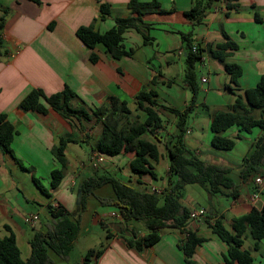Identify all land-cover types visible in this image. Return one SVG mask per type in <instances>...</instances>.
Masks as SVG:
<instances>
[{
  "label": "crops",
  "instance_id": "obj_1",
  "mask_svg": "<svg viewBox=\"0 0 264 264\" xmlns=\"http://www.w3.org/2000/svg\"><path fill=\"white\" fill-rule=\"evenodd\" d=\"M157 1L163 12L143 16L147 39L133 28L126 29L122 42L132 52L115 58L102 44L89 48L77 36V29L84 25H93L100 32L111 29L116 17L130 15L129 0H0V21L4 18L0 23L4 47L0 56V113L7 114L16 132L11 143L12 153L0 148V235L7 234L4 224L11 226L23 259L31 254L30 239L35 232L53 227L49 214L45 225L35 228L40 211L48 210L51 204L76 214L80 195L77 185L85 177L109 174L140 189L167 188L169 158L165 144L177 131L178 113L186 110L192 98L185 82L189 41L201 50L195 66L200 91L189 111L184 142L196 156L231 168L239 195L236 198L211 196L203 188L199 190L198 184H189L209 201L206 207L185 186L182 202L190 212L200 207L207 211L204 216L188 220L186 229L204 238L195 247L190 261L179 246L185 235L180 229L163 227L155 243L138 248L132 242L142 240L148 233L144 223L116 215L119 222L108 229L106 246L100 255L91 256V262L223 264L228 245L214 232V220L221 219L232 230L233 218L246 214L252 205L264 204V182L257 183L256 176L242 182L239 175L243 156L259 129L240 133L232 150L211 145L212 115L233 104L236 94L254 87L264 74V0H239V6L229 11L224 0H214L198 23L186 13L197 2L206 0ZM102 4L109 7L108 14H103ZM183 34L188 35L187 40ZM226 42L233 46L223 51L225 61L242 68L236 83L231 81L224 62L211 53L218 49V44ZM92 51L99 57L95 62L90 59ZM65 86L77 95L71 100L75 107L95 109L105 104L109 96H116L127 102L132 119L139 121L145 120L146 113L138 109L137 95L143 90L156 92L157 105L153 108L162 118V126L153 134L145 135L158 145L160 152L157 160L151 159L155 178L132 171L134 152L114 156L99 153L96 144L102 124L95 117L66 119L45 101L49 109L46 113L19 106L32 89L51 95ZM224 134L234 137L238 128L233 126ZM61 137L70 138L65 148L67 166L61 184L52 189L51 172L58 167L53 149ZM242 143H245L242 150L234 152ZM35 178L50 194L38 187ZM96 192L97 188L91 195L96 196ZM30 215L38 216L35 223L26 220ZM29 226L34 228L32 234L28 233ZM242 248L251 252L254 264H264V239L254 238L250 229L244 233Z\"/></svg>",
  "mask_w": 264,
  "mask_h": 264
},
{
  "label": "trees",
  "instance_id": "obj_2",
  "mask_svg": "<svg viewBox=\"0 0 264 264\" xmlns=\"http://www.w3.org/2000/svg\"><path fill=\"white\" fill-rule=\"evenodd\" d=\"M213 1L197 2L186 14L193 18L194 23H198ZM224 2L228 11L239 6V0H224ZM128 5L131 9L130 15L116 17V24L111 29L100 32L95 30L93 25H84L77 29V36L91 49L98 44L104 45L115 58L131 54L132 49L126 50L122 42L125 30L133 28L147 39L143 29V16L156 11L163 12V10L157 0H129ZM101 8L103 14H108L109 7L106 4H102ZM3 20L2 16L1 24ZM183 37L187 40L188 35L183 34ZM229 46L233 44L228 42L218 44V49L211 50V53L224 62L231 81L236 83L242 68L236 63L225 61L223 51ZM187 47L185 82L192 93V98L186 110L178 113L177 131L165 144L169 158L167 188L162 191L140 189L109 174L85 177L79 184L77 213L72 214L61 206L54 207L50 204L48 212L53 219V227L47 231L35 232L30 239L31 254L27 259L22 258L15 232L11 226L4 224L7 234L0 235V264H50L49 250L66 257L79 235L80 215L86 208L87 197L93 194L96 188L105 184L112 186L113 203L117 205L122 217L127 221H142L148 230L142 240L133 241V244L138 248L152 245L160 238L161 228L175 227L185 234L179 246L184 251L187 261H190L195 247L204 238L186 229L190 209L182 202L185 186L198 184L211 196L230 198L238 197L240 190L231 174V168L196 156L184 142L189 111L198 99L200 91L195 66L201 58V50L197 49L194 52L190 41ZM3 48V40L0 37V56L4 53ZM98 58L97 53L92 51L90 59L95 62ZM75 96H77L76 93L68 86L51 95H46L41 89H32L21 100L19 106L26 110L46 113L49 109L45 101L66 119L95 117L102 124V132L96 144L99 153L114 156L134 152L135 156L130 163L132 171L140 176L150 174L155 178L156 173L151 159L157 160L160 152L158 145L145 135L153 134L155 129L162 126V118L153 108L157 105L156 92L143 90L136 97L138 109L146 113L144 121L132 119L127 102L116 96H109L105 104L90 110L73 106L71 100ZM257 111L258 115L255 114ZM233 126L238 128V134L234 137L226 136L224 132ZM211 129V145L226 151L236 146L240 133H252L255 129H259L258 135L243 156V167L239 175L242 182L257 175L264 176V74L254 87L245 89L243 94H236L233 104L212 115ZM15 133V127L7 114L0 113V148L3 151L12 153L11 143ZM68 141L70 138L61 137L59 144L53 149L58 167L51 172L50 188L52 189H56L64 178L67 166L65 148ZM35 182L44 193L50 194L48 188L38 178H35ZM212 227L228 245L223 264H254L251 252L242 248L244 233L250 229L254 238L264 239V204L261 207L252 205L246 214L233 218L232 230L228 229L221 219L214 220ZM101 252L102 248L89 249L83 264H94L91 262V256H98Z\"/></svg>",
  "mask_w": 264,
  "mask_h": 264
},
{
  "label": "rangeland",
  "instance_id": "obj_3",
  "mask_svg": "<svg viewBox=\"0 0 264 264\" xmlns=\"http://www.w3.org/2000/svg\"><path fill=\"white\" fill-rule=\"evenodd\" d=\"M255 114L258 115V111L255 112ZM244 144L245 143L240 144L234 152H240ZM78 186L79 183L77 188ZM197 186L199 190L202 188L200 185ZM186 188H189L190 193H192L193 197L200 205L206 207L209 205V201L202 197L197 189H192L190 185H187ZM184 190L183 194H185ZM112 196L114 197L112 186L110 184H105L97 188L96 196L91 195L88 197L85 211L82 213L80 232L70 253L66 257H61L52 250H49L51 256L50 264H81L82 259L89 249H101L106 246L109 238L108 229L112 228L113 224L119 222V218H117L116 215L122 217L117 205L113 203ZM102 198L104 199L102 200ZM113 213H116V215H113ZM48 218L49 212L47 208L41 210L40 219L37 221L35 228H42ZM98 219H101L105 225L101 224ZM33 232L34 228L29 226L28 233L32 234Z\"/></svg>",
  "mask_w": 264,
  "mask_h": 264
},
{
  "label": "built area",
  "instance_id": "obj_4",
  "mask_svg": "<svg viewBox=\"0 0 264 264\" xmlns=\"http://www.w3.org/2000/svg\"><path fill=\"white\" fill-rule=\"evenodd\" d=\"M198 47L196 45L192 46V50L195 52L197 51ZM203 80L205 81L206 78H203ZM256 182L257 183H263L264 182V177L263 176H257L256 177ZM158 191V190H157ZM207 211L205 208L200 207L198 209H194L190 212V217L189 219H197L198 217L204 216L206 215ZM113 215H116V213H113ZM38 216L36 215H30L26 218V220L30 223H35V221L37 220ZM81 264H83V262H81Z\"/></svg>",
  "mask_w": 264,
  "mask_h": 264
}]
</instances>
